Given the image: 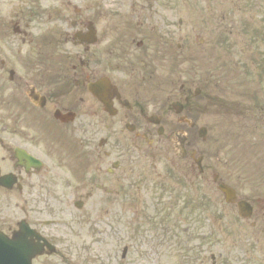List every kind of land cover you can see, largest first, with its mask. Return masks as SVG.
I'll return each mask as SVG.
<instances>
[{
  "label": "flooded vegetation",
  "instance_id": "af4514ba",
  "mask_svg": "<svg viewBox=\"0 0 264 264\" xmlns=\"http://www.w3.org/2000/svg\"><path fill=\"white\" fill-rule=\"evenodd\" d=\"M115 7L109 17L108 0H60L57 5L55 0H0V135L9 172L25 189V203H34L33 190L45 187L62 196L69 190L72 197L85 189L110 191L116 203L122 202L127 151L146 153L154 161L159 155L171 161L172 149L178 155L176 137L159 135L152 117H160L164 126L177 123L181 115L193 127L201 120L204 104L189 87L156 84L172 60L164 35H159L156 49L153 32L124 23L116 13L121 7ZM27 41L55 45L52 62L38 53L36 69L15 63L10 73L6 61ZM256 75L259 90L245 103L224 94L220 77L211 105L217 220L227 222L229 235L259 238L264 237V176L253 181L244 171L264 175V63ZM175 103L181 105V114ZM37 144L54 153L52 173L28 174L17 165L15 148L40 157L32 148ZM184 146L193 154L197 141L188 135ZM245 158L252 166L242 165ZM187 164L174 165L182 169ZM221 183L235 190L232 203L223 200ZM239 202L251 206V219L240 216ZM242 221H252L251 229ZM17 223L10 219L9 230ZM232 248L221 251L217 245V264H264L247 260L245 253L252 249L234 254Z\"/></svg>",
  "mask_w": 264,
  "mask_h": 264
},
{
  "label": "rangeland",
  "instance_id": "374dc122",
  "mask_svg": "<svg viewBox=\"0 0 264 264\" xmlns=\"http://www.w3.org/2000/svg\"><path fill=\"white\" fill-rule=\"evenodd\" d=\"M201 17L203 18V24L201 27L203 33L199 32L194 42L192 43L191 47H189V52L195 55V64L198 66V72L195 73V68L190 69L188 72L189 73L188 79H194L198 82V84H202L204 80H207V79L211 80L210 77H211V71L213 68V38H214L212 24L215 19V12L213 8L209 7L205 9L201 13ZM194 18H196V16H194ZM199 38L205 39L204 45L201 46L199 43L197 44ZM211 143L212 142L210 138L208 144L211 145ZM211 150H212V146H211ZM211 150L209 149V152ZM181 192L183 193V195L187 196L188 198H191V196L202 198L203 196V192L200 189L197 191H193V192L185 191V190H182ZM151 196L152 198L150 197L149 204H150V207L153 208V204L157 203L158 195L156 193H153ZM164 201H169L167 194H166ZM197 212L199 215H201V218H199V215H197L195 218H198L203 224L207 222V224L203 228L199 229V235L201 237H207L206 241L205 240L202 241L201 246L210 247V246L215 245L214 249L216 250L217 249V221H213V218L210 217L206 222H203L202 215H204L207 218L209 214L208 211H205V213H202L200 209L199 211L197 210ZM209 221H213L214 223L210 225L208 223ZM185 227H188L190 230L195 231V228H191L189 225L181 226V228H185ZM92 237H93V240L91 237H89V239H91L92 242L96 244L94 246H92V244H89L86 237L80 238L79 241L74 242V245H75L74 248L76 249L74 251L75 253L77 252L76 255L78 256V259L80 260L78 262H75L76 264H119L120 263L119 256H118V254L120 253L119 251L115 252L116 251V249L114 248L115 244H113V248L111 249L110 248L111 243L108 239L104 237H98L96 235H93ZM196 245H200V243ZM148 254H149V257L146 259L147 262L139 260L138 263L141 262V263L151 264L150 253ZM109 255L112 259L109 257ZM194 255L195 253L193 254V263L194 261H196V259H198L199 254L196 253L195 258H194ZM128 262L130 261H127L126 263Z\"/></svg>",
  "mask_w": 264,
  "mask_h": 264
},
{
  "label": "water",
  "instance_id": "95a60500",
  "mask_svg": "<svg viewBox=\"0 0 264 264\" xmlns=\"http://www.w3.org/2000/svg\"><path fill=\"white\" fill-rule=\"evenodd\" d=\"M20 238L21 236H18L15 240H9L0 234V264H18L20 261L25 264V253L21 251L23 245Z\"/></svg>",
  "mask_w": 264,
  "mask_h": 264
}]
</instances>
